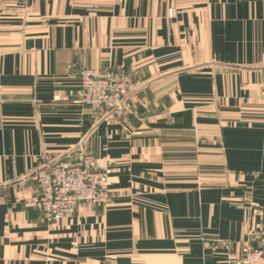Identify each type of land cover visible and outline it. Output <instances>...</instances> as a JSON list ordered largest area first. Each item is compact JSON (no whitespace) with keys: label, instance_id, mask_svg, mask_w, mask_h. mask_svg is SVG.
Listing matches in <instances>:
<instances>
[{"label":"crops","instance_id":"1","mask_svg":"<svg viewBox=\"0 0 264 264\" xmlns=\"http://www.w3.org/2000/svg\"><path fill=\"white\" fill-rule=\"evenodd\" d=\"M131 74L117 119L53 103ZM264 0H0V264H231L264 239ZM79 147L108 199L58 222L22 179Z\"/></svg>","mask_w":264,"mask_h":264},{"label":"built area","instance_id":"2","mask_svg":"<svg viewBox=\"0 0 264 264\" xmlns=\"http://www.w3.org/2000/svg\"><path fill=\"white\" fill-rule=\"evenodd\" d=\"M264 85V72L262 75ZM129 73L83 70L80 85L66 93H56L53 103L85 106L94 112H108L117 119L125 114V100L134 88ZM108 169L98 170L95 159L82 147L74 150L67 161L41 169L21 180L32 181L33 195L28 207L41 211L47 221L58 222L72 215L81 204H103L108 199ZM263 247H242L240 256L231 264H264Z\"/></svg>","mask_w":264,"mask_h":264}]
</instances>
